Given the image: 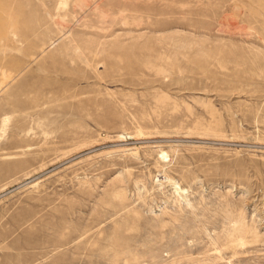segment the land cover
<instances>
[{
	"label": "rangeland",
	"instance_id": "374dc122",
	"mask_svg": "<svg viewBox=\"0 0 264 264\" xmlns=\"http://www.w3.org/2000/svg\"><path fill=\"white\" fill-rule=\"evenodd\" d=\"M0 264H264V0H0Z\"/></svg>",
	"mask_w": 264,
	"mask_h": 264
}]
</instances>
